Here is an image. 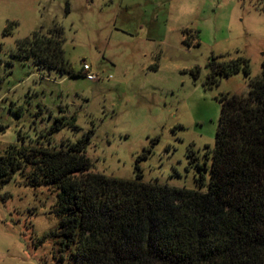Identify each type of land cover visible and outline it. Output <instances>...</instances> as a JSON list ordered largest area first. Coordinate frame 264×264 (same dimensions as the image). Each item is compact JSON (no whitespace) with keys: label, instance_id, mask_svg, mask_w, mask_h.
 I'll return each instance as SVG.
<instances>
[{"label":"rangeland","instance_id":"obj_1","mask_svg":"<svg viewBox=\"0 0 264 264\" xmlns=\"http://www.w3.org/2000/svg\"><path fill=\"white\" fill-rule=\"evenodd\" d=\"M62 26L65 56L99 78L13 54L35 30ZM264 61V0H0V154L10 144L67 147L90 134L92 170L198 188L209 170L225 93L247 94L241 70L206 84L213 60ZM59 116L72 120L46 137ZM205 188V187H204ZM56 189L15 172L0 184V264H73L49 232ZM41 239V241H39ZM58 255V254H57Z\"/></svg>","mask_w":264,"mask_h":264},{"label":"trees","instance_id":"obj_2","mask_svg":"<svg viewBox=\"0 0 264 264\" xmlns=\"http://www.w3.org/2000/svg\"><path fill=\"white\" fill-rule=\"evenodd\" d=\"M62 26L35 30L13 54L41 67L75 71L65 56ZM243 71L247 94L225 93L209 170L198 188L171 186L92 170L90 134L67 147L10 144L0 154V184L19 172L33 187L56 189L57 227L49 232L60 260L73 264H264V61L251 76L247 58L210 62L206 84ZM85 74V73H84ZM74 118L59 116L50 138ZM205 187V188H204ZM41 241V239L39 240Z\"/></svg>","mask_w":264,"mask_h":264},{"label":"built area","instance_id":"obj_3","mask_svg":"<svg viewBox=\"0 0 264 264\" xmlns=\"http://www.w3.org/2000/svg\"><path fill=\"white\" fill-rule=\"evenodd\" d=\"M83 70L85 71V75H86L89 79H98V78H99V76H98L95 72H93V71L91 70V67H90L89 64L84 63V65H83Z\"/></svg>","mask_w":264,"mask_h":264}]
</instances>
